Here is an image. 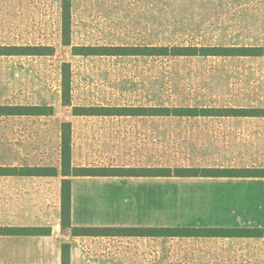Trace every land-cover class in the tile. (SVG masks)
<instances>
[{
    "label": "rangeland",
    "instance_id": "1",
    "mask_svg": "<svg viewBox=\"0 0 264 264\" xmlns=\"http://www.w3.org/2000/svg\"><path fill=\"white\" fill-rule=\"evenodd\" d=\"M65 1L0 0V47L47 46L55 51L47 57L0 56V106L54 109L52 116H0V167H39L43 172L56 170L58 176L0 177V228L50 227L55 222L63 180L64 123L71 124L72 170L149 165L264 171V56L82 57L72 51L75 46L249 47L264 53V0H69L68 18ZM69 39L70 47L65 46ZM66 64L71 106L63 104ZM100 107L249 109L261 117L74 115L76 108ZM82 181L74 184L78 192L107 194L113 204L119 205L124 194L140 209L149 202L152 210L140 215H153L157 227L180 214L181 201L168 195L224 190L221 183L190 185L164 178ZM226 190L232 191L228 186ZM146 192L155 198L139 200ZM114 211L121 213L120 208ZM128 211L139 212L135 206ZM259 224L264 229V216ZM71 233L65 231V238L54 241L0 236V264H62L65 244L70 245V264H264V238L233 245L230 255L223 256L220 240L217 248L204 238L70 237Z\"/></svg>",
    "mask_w": 264,
    "mask_h": 264
},
{
    "label": "trees",
    "instance_id": "2",
    "mask_svg": "<svg viewBox=\"0 0 264 264\" xmlns=\"http://www.w3.org/2000/svg\"><path fill=\"white\" fill-rule=\"evenodd\" d=\"M65 18L70 15V1H65ZM68 23H64L67 38ZM65 46H71L70 39ZM74 56L82 57H263V51L249 47H72ZM54 49L47 46H8L0 47V56L47 57L54 55ZM63 104L71 106L70 66L63 67ZM77 111V112H76ZM53 107H13L0 106V116H52ZM79 117H158V118H197V117H261L249 109H207V108H76ZM71 124H63L61 183V226L62 230L72 231V235L88 237H125V238H264L260 228H190V227H82L71 226V178L78 177H151V178H264L260 169H204V168H75L71 167ZM39 167H0V177H57V171L43 172ZM53 170V169H52ZM45 231L42 232V231ZM110 232V233H105ZM50 228H0V236H49ZM69 244L63 246L62 264H70Z\"/></svg>",
    "mask_w": 264,
    "mask_h": 264
},
{
    "label": "crops",
    "instance_id": "3",
    "mask_svg": "<svg viewBox=\"0 0 264 264\" xmlns=\"http://www.w3.org/2000/svg\"><path fill=\"white\" fill-rule=\"evenodd\" d=\"M130 118V116H129ZM135 118H152L155 117L143 116ZM249 118V117H247ZM190 119V118H189ZM194 119H239L238 117H197ZM229 152V151H227ZM121 167V168H136V169H154L155 167ZM172 168V167H165ZM184 168H204V169H240L238 167H184ZM58 177V176H57ZM3 178H15V179H42V178H55L56 177H12L6 176ZM157 178L151 177H78L73 178L72 184V198H71V226L73 228L82 227H157L155 217L140 215V211L146 209L149 212L151 204L147 203L146 207L140 209L132 204L129 194L121 195L118 205L110 203L109 195L104 193L91 194L89 192H78L76 190L75 183L84 182L82 180H88L89 182H107V181H133V182H145L154 180ZM168 181L174 182H187L188 184H204L202 182H215L217 184H223V189L215 188L212 192H195V193H173L168 199L179 200L178 210L180 214H174L173 217L165 220L164 227H190V228H260L259 221L263 220L264 216V192L260 189L261 184H264V178H164ZM62 183V182H61ZM183 184V183H179ZM226 186L232 191H227ZM235 188H250L249 192L246 190L235 191ZM264 186V185H263ZM61 188V186H60ZM141 193L139 200H153L155 197L149 192ZM132 198V199H131ZM96 201V202H93ZM124 201V202H123ZM183 201H193L183 202ZM54 208L55 222L50 227L40 226L37 227H13V228H50L51 235L49 236H3V237H25L34 238L38 240L54 241L58 238H65L64 231L61 226V197L60 201H57ZM131 205V207H130ZM137 208L139 211L135 215L129 213V208ZM120 208L121 213L118 216L114 213V209ZM125 212H124V211ZM187 210L188 214L185 215L183 211ZM132 211V210H130ZM134 216V217H133ZM116 217L118 219H114ZM261 229V228H260ZM70 235V234H69ZM70 237H74L71 233ZM171 239V238H170ZM182 239V238H174ZM192 239V238H189ZM211 240L209 246H218L219 240L224 243H220L223 250L221 254L223 256H229V248L236 244H251L253 241H258L260 238H204ZM217 240V241H216ZM262 240V238H261ZM215 242V243H214ZM218 248V247H217Z\"/></svg>",
    "mask_w": 264,
    "mask_h": 264
}]
</instances>
